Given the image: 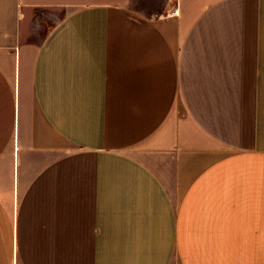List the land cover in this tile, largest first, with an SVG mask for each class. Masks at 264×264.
<instances>
[{"label": "crops", "instance_id": "1", "mask_svg": "<svg viewBox=\"0 0 264 264\" xmlns=\"http://www.w3.org/2000/svg\"><path fill=\"white\" fill-rule=\"evenodd\" d=\"M0 264H264V0H0Z\"/></svg>", "mask_w": 264, "mask_h": 264}]
</instances>
